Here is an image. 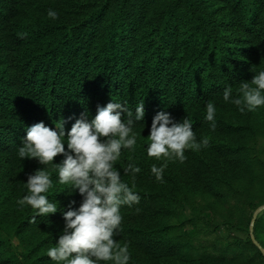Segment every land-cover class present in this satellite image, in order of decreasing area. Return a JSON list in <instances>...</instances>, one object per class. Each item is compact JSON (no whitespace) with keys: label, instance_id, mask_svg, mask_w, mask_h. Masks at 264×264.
Segmentation results:
<instances>
[{"label":"trees","instance_id":"obj_1","mask_svg":"<svg viewBox=\"0 0 264 264\" xmlns=\"http://www.w3.org/2000/svg\"><path fill=\"white\" fill-rule=\"evenodd\" d=\"M253 68L264 69V0H0V264H53L46 250L65 223L60 211L32 223L30 206L17 204L42 167L17 155L26 127L63 119L70 130L112 99L133 111L145 104L136 149L117 163L141 168L134 181L122 172L141 197L121 209L117 240L130 264H264L254 240L264 248V210L251 231L264 205V107L241 113L223 101L224 87L235 94ZM159 111L188 116L197 140L209 138L184 163L169 161L164 182L150 172L161 161L146 152ZM52 179L49 199L79 207L78 192Z\"/></svg>","mask_w":264,"mask_h":264},{"label":"clouds","instance_id":"obj_2","mask_svg":"<svg viewBox=\"0 0 264 264\" xmlns=\"http://www.w3.org/2000/svg\"><path fill=\"white\" fill-rule=\"evenodd\" d=\"M47 15L58 19V13L52 9ZM252 71L254 77L241 82L235 94L231 85L223 90V101L235 105L241 113L264 107V69ZM205 108L204 120L214 130L217 106L209 101ZM144 119V100L133 111L127 101L112 99L98 106L91 119L82 114L70 130L65 129L63 119L55 121V128L43 121L26 127L17 155L21 160L36 159L42 167L28 175L27 193L17 204L22 208L30 206L32 223H36L37 217L62 213L64 228L55 245L46 250L53 264H130L128 245L117 240L123 231L121 209L139 204L141 197L134 182L129 184L122 179V172L134 181L141 168L131 159L120 168L117 163L125 152L135 151L140 137L135 128ZM208 146V137L197 140L188 116L178 122L170 112L159 111L152 119L146 152L161 164L153 163L150 172L156 181L164 182L169 161L184 163L186 151ZM57 156H62L58 163L54 162ZM52 172L66 191L78 192L82 197L79 207L64 210L49 199L48 193L54 189Z\"/></svg>","mask_w":264,"mask_h":264},{"label":"water","instance_id":"obj_3","mask_svg":"<svg viewBox=\"0 0 264 264\" xmlns=\"http://www.w3.org/2000/svg\"><path fill=\"white\" fill-rule=\"evenodd\" d=\"M263 210H264V205L261 206V207H259V208L257 209V211L255 212L254 217H253V220H252V224H251V231H253V229H254V223H255V220H256L258 214H259L261 211H263ZM254 240H255V242L260 246V248H261V249L263 250V252H264V249H263V248L261 247V245L257 242V240L255 239V237H254Z\"/></svg>","mask_w":264,"mask_h":264},{"label":"rangeland","instance_id":"obj_4","mask_svg":"<svg viewBox=\"0 0 264 264\" xmlns=\"http://www.w3.org/2000/svg\"><path fill=\"white\" fill-rule=\"evenodd\" d=\"M219 233L223 236V237H227V232L224 229L219 230ZM263 248V247H262ZM264 249V248H263Z\"/></svg>","mask_w":264,"mask_h":264}]
</instances>
